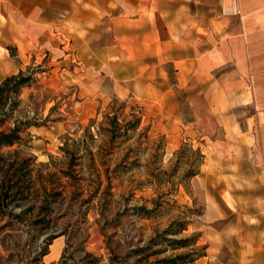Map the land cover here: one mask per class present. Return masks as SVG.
<instances>
[{
  "label": "rangeland",
  "instance_id": "obj_1",
  "mask_svg": "<svg viewBox=\"0 0 264 264\" xmlns=\"http://www.w3.org/2000/svg\"><path fill=\"white\" fill-rule=\"evenodd\" d=\"M114 42L106 30L92 41L45 40L21 55L22 69L39 65L36 82L24 87L19 97L20 109L39 123L27 128L25 145L10 149L23 148L34 156L35 174L50 172L49 179L62 193L49 196L54 209L43 221L36 223L41 215L30 211L5 231L9 235L0 245L5 264L133 263L130 251L145 246L177 218L189 223L175 237L195 234L197 244L206 246L196 264L264 263V233L245 227L256 222V212L239 217L229 192L222 196L217 190L206 192L204 173L183 180L187 166L175 169L173 152L182 142L199 147L204 161L207 145L222 138L200 88L177 86L171 63L156 65L148 78L140 54L130 52L120 66L115 64L97 49ZM159 67L165 69V77ZM159 92L175 101L176 115L168 113L167 118L159 113ZM115 99L122 116L129 119L131 112L142 113L139 126L122 143L100 130L101 125L108 126L104 114ZM75 147L91 149L95 159L85 156L70 170L72 175L63 174L70 158L65 150ZM139 206L154 211L141 217ZM47 241L48 253L33 260ZM163 246L164 241L152 249ZM186 250L168 248L149 260Z\"/></svg>",
  "mask_w": 264,
  "mask_h": 264
},
{
  "label": "crops",
  "instance_id": "obj_2",
  "mask_svg": "<svg viewBox=\"0 0 264 264\" xmlns=\"http://www.w3.org/2000/svg\"><path fill=\"white\" fill-rule=\"evenodd\" d=\"M106 30L115 42L97 49L115 64L140 54L148 78L171 63L177 86L200 88L222 138L197 175L206 192H229L239 217L256 212L245 227L263 234L264 0H0V82L45 40L92 41ZM157 96L159 113L176 115L169 94Z\"/></svg>",
  "mask_w": 264,
  "mask_h": 264
},
{
  "label": "trees",
  "instance_id": "obj_3",
  "mask_svg": "<svg viewBox=\"0 0 264 264\" xmlns=\"http://www.w3.org/2000/svg\"><path fill=\"white\" fill-rule=\"evenodd\" d=\"M9 49L11 55H14L12 48ZM38 72H40L39 65H30L26 69H19L15 73L6 75L0 82V245L2 246L5 243L4 238L9 235L5 232L7 229H11L16 223L21 222L30 211H37L38 215H41L35 220L36 223L43 221L47 215L50 216L54 209L49 196L62 193L61 190H56L57 187L49 179L50 172L38 176L35 174L34 156L24 152L23 148L10 149L14 145L18 147L25 145L27 128L39 123L36 117H30L20 109L21 99L19 98L24 87L36 82L35 74ZM116 102L115 99L109 104L104 114L108 126L101 125L100 130L109 132L112 138H121L118 141L122 143L128 137L129 131L139 126L142 113L131 112L132 118L128 119L126 116H122L121 105L120 108H117ZM65 151L70 158L67 170L61 169V172L66 175H72L70 170L75 169V166L80 163L79 160L85 156H89L91 160L95 159V155L88 148L79 150L75 147ZM173 155L176 158L175 169L181 165L187 166L182 176L183 180L199 173L204 159V154L199 147L193 148L191 144L182 142L174 150ZM44 165L47 166V163ZM175 169L172 174L175 173ZM161 172L166 173L165 170ZM96 173L100 175L98 171ZM99 184L101 183L99 182ZM18 207L22 209L15 212V208ZM136 211L141 217H150L154 208L148 209L145 206H139ZM5 218L8 220L2 222ZM188 223L182 218L170 221L169 225L157 232L156 236L148 240L145 246L133 248L130 255H135V260L133 263L127 264H196V260L205 255L206 246L197 244V235L195 234L175 237L187 229ZM50 238L53 239L54 236ZM162 241H164L162 248L152 249L154 245L161 244ZM48 244L50 241H47L46 247L33 260H40L48 253ZM168 248L171 250L187 248V250L163 257L156 256L153 260H149L150 256L161 254ZM0 264H5L1 254Z\"/></svg>",
  "mask_w": 264,
  "mask_h": 264
}]
</instances>
